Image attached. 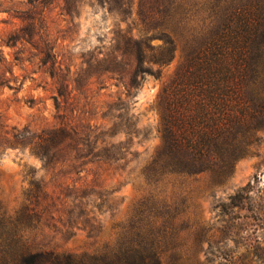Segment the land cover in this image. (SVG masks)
Segmentation results:
<instances>
[{
	"label": "rangeland",
	"instance_id": "obj_1",
	"mask_svg": "<svg viewBox=\"0 0 264 264\" xmlns=\"http://www.w3.org/2000/svg\"><path fill=\"white\" fill-rule=\"evenodd\" d=\"M164 10L160 0H0V208L16 213L33 183L58 197L52 243L69 253L113 244L150 211L174 221L167 248L181 264H264V127L223 184L211 173L145 182L163 144L157 97L185 57ZM167 36L172 59L155 64ZM59 128L95 131L99 157L71 164V152L44 169L31 148ZM111 145L123 160L107 159ZM73 186L88 195L78 208L64 198Z\"/></svg>",
	"mask_w": 264,
	"mask_h": 264
},
{
	"label": "trees",
	"instance_id": "obj_2",
	"mask_svg": "<svg viewBox=\"0 0 264 264\" xmlns=\"http://www.w3.org/2000/svg\"><path fill=\"white\" fill-rule=\"evenodd\" d=\"M160 1L169 27L184 43L185 57L157 97L163 144L144 171L145 182L152 187L167 176L211 173L223 184L237 161L253 155L264 127V0ZM165 44L164 58L155 64L172 59L170 36ZM135 46L148 47L144 40ZM116 127L113 123L111 129ZM94 133L54 129L36 137L31 153L44 169H53L71 152L70 163L99 157ZM106 152L108 160L124 159L117 158L121 154L114 145ZM30 186L16 213L0 208V264H181V253L167 248L175 239L174 221L169 214L159 221L150 211H141L113 244L96 252L74 254L54 246L50 220L59 199L47 186ZM72 191L64 198L78 208L88 195L74 186Z\"/></svg>",
	"mask_w": 264,
	"mask_h": 264
}]
</instances>
